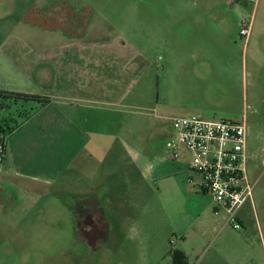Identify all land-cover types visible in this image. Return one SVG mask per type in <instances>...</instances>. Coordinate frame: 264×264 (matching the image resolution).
Wrapping results in <instances>:
<instances>
[{
	"label": "rangeland",
	"instance_id": "rangeland-1",
	"mask_svg": "<svg viewBox=\"0 0 264 264\" xmlns=\"http://www.w3.org/2000/svg\"><path fill=\"white\" fill-rule=\"evenodd\" d=\"M256 1L244 5L241 16L230 6L212 12L213 24L218 17L229 15L227 31L234 37L229 44L231 57L213 55L207 61L208 76L199 77L188 73L187 67H199L200 61L189 56L184 38H177L175 44L157 43L161 37L157 11L188 8L190 0H0V40L8 33L26 30V36H31L32 6L53 8L65 3L81 17L79 25L86 28L89 24L88 29L94 30H88L89 35L124 36L145 53L147 63L128 102L115 109L116 113H108L114 120H100L99 128L108 135L131 128L147 146L149 167L142 171V178L132 171L131 189L112 190L110 196H114L108 195L112 200L102 207L112 230L93 246L82 243L78 233L82 203L76 172L71 171L77 161L67 159L72 166L65 184L63 179L60 183L58 172L48 173L53 181L31 191L5 182V192L0 193V264H264V51L257 52L264 35V0L257 14ZM73 16H68L69 24ZM252 16L255 28L245 46L239 38L240 24ZM169 21L175 19L169 17ZM33 28L39 34L44 30L39 23ZM183 28L186 33V26ZM22 106L26 105L2 110L0 104V118L13 117L10 125L15 126L17 111L28 109ZM190 116L247 125L254 207L248 201L238 212L240 230L226 223L228 214L217 210L211 196L189 184V160L187 168L160 179L162 161L171 162L166 145L173 134V120ZM7 126L0 122V138L4 139L2 130L7 131ZM104 153L102 150L96 165L115 169L117 158H104ZM137 154L129 147L121 158L134 162ZM49 162L56 165L54 157L47 162L51 165ZM4 163H0V174ZM112 173L119 175L116 170L108 178ZM111 216L116 219L112 221Z\"/></svg>",
	"mask_w": 264,
	"mask_h": 264
},
{
	"label": "crops",
	"instance_id": "crops-1",
	"mask_svg": "<svg viewBox=\"0 0 264 264\" xmlns=\"http://www.w3.org/2000/svg\"><path fill=\"white\" fill-rule=\"evenodd\" d=\"M190 2L188 8L168 7L157 11V28L161 34L160 38L157 37V43L161 41L162 44H175L178 42L177 38H184L183 44L189 51V56L200 61L199 67L189 65L188 73L199 77L205 74L208 76L207 61L212 60L213 55L222 59L230 58L229 44L234 40L227 31L229 15L218 17L213 24L212 12L223 6H230V10L241 16L243 6L248 7L252 0H216L214 4L212 0H204V4H200L199 0ZM260 3L261 0H258L254 7L256 14L260 10ZM46 7H31V36H26V30L24 33H8L0 40V92L36 96L46 100V103L0 100L2 110H11L14 104L16 107L25 104L22 107L28 108L17 111L19 122L16 121L15 126L10 125L13 117H3V120L0 118L2 124L8 125L3 135L6 155L0 174V193L5 192L2 187L5 182L12 184L9 185L12 188L21 187L28 191L37 189L38 184L44 186L53 181L47 176L50 172H58L60 183L63 179L65 184L72 166L66 163L67 159L71 163L77 161L71 171L75 170L80 186V201L82 209L84 208L81 215L90 214L100 235L106 236L112 230L105 222L107 218L102 207L112 200L108 195L117 193L118 189H131L132 171L136 170L142 178V171L149 167L145 159L147 146L138 138L139 135L132 133L131 128L120 133L124 138L119 133L103 134L105 132L100 131L99 122L114 120L108 118V113H116L115 109L128 102L147 58L144 52L133 47L134 44L124 36L100 38L89 35L88 30H94L88 29L89 24L86 28L79 25L81 17L67 4ZM261 11L264 16V6ZM69 15H75L70 24ZM169 17H173L175 22H170ZM36 23L41 24L44 29L41 34L33 28ZM183 25L187 28L186 33ZM254 28L253 22L252 35ZM258 51L259 54L264 51V35ZM105 138L108 142H104ZM117 146L120 148L117 149ZM129 147L138 151L134 162H125L121 158ZM102 150L105 152L104 158L109 155L113 159L117 158L115 169L112 167L108 171L107 167L104 170L96 165ZM67 156H71L70 159ZM53 157L56 165L50 162L49 165L47 162ZM188 160L187 154L178 161L171 158V162L163 160L159 170L162 174L160 179L174 176V172L184 166L187 168ZM116 170L118 177L113 175L114 172L108 178L109 173ZM193 174L189 171L188 182L199 191L189 181H199V176ZM123 201H126L125 198ZM121 217L122 215L119 216ZM110 218L112 221L116 219L115 216Z\"/></svg>",
	"mask_w": 264,
	"mask_h": 264
},
{
	"label": "built area",
	"instance_id": "built-area-1",
	"mask_svg": "<svg viewBox=\"0 0 264 264\" xmlns=\"http://www.w3.org/2000/svg\"><path fill=\"white\" fill-rule=\"evenodd\" d=\"M253 21L252 16L240 26L239 36L245 46L252 35ZM172 128V138L166 145L170 158L178 161L184 154L189 156V169L200 178L190 179V183L210 195L217 210L228 214L226 223L240 230L237 214L252 202L255 187L248 172L251 155L247 125L190 116L174 119ZM5 153V144L0 142V163Z\"/></svg>",
	"mask_w": 264,
	"mask_h": 264
},
{
	"label": "flooded vegetation",
	"instance_id": "flooded-vegetation-1",
	"mask_svg": "<svg viewBox=\"0 0 264 264\" xmlns=\"http://www.w3.org/2000/svg\"><path fill=\"white\" fill-rule=\"evenodd\" d=\"M83 209L81 208V210ZM78 221L80 222L78 233L82 243H85L87 246H93L95 243L102 240L103 236L100 235V231L95 228L94 219L90 214L81 215Z\"/></svg>",
	"mask_w": 264,
	"mask_h": 264
},
{
	"label": "trees",
	"instance_id": "trees-1",
	"mask_svg": "<svg viewBox=\"0 0 264 264\" xmlns=\"http://www.w3.org/2000/svg\"><path fill=\"white\" fill-rule=\"evenodd\" d=\"M0 100H6V101H37L46 103L45 99L36 97V96H29V95H22V94H16V93H8V92H0ZM5 134V131L2 130V135ZM0 142L4 143V139L0 138Z\"/></svg>",
	"mask_w": 264,
	"mask_h": 264
}]
</instances>
